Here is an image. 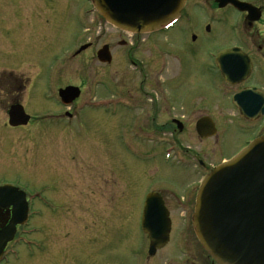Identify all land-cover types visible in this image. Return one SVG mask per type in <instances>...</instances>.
<instances>
[{"label": "rangeland", "instance_id": "1", "mask_svg": "<svg viewBox=\"0 0 264 264\" xmlns=\"http://www.w3.org/2000/svg\"><path fill=\"white\" fill-rule=\"evenodd\" d=\"M85 1L0 0V184L9 182L18 184L28 193L39 192L49 203L47 208L42 204L43 207L34 205L42 214L32 216L28 227L19 229L26 232L19 236L20 239L41 241L44 251L28 259L23 255L16 264H67L70 257L78 264H144L145 255L138 251L146 246L139 230L140 212L146 196L152 192L161 193L167 199L172 195H186L189 186L197 184L209 170L183 167L176 162L179 158L176 147L163 141L158 145L124 149L120 145L121 129L126 127L122 124L123 114L110 117L106 103L103 108L82 111L78 122H73L70 127L65 123L57 126L39 123V114L56 110L53 99L47 98V103L44 99V95L50 97L53 94L44 83L34 89L28 88L23 94L28 100L25 107H29L27 111L32 114L33 122L25 127L7 126L5 109L9 104L6 101L17 99L11 74L21 73L30 79L35 75V65H40L41 75L54 59L65 62L56 77L58 89L69 81L75 84L82 81L81 95L86 97L93 95L91 90L95 97L105 98L113 90L114 95H119L126 89L134 92L135 97L140 96L137 75L125 83L124 73L131 70L123 58L126 48L118 46L120 41L126 40L124 34L97 17L85 19L82 25L75 21L74 11L79 7L85 9ZM220 14L234 21L233 13ZM232 21L225 27L214 26L208 35L204 20L194 13L189 18L188 28L175 36L180 37V43L162 49L171 57L185 54L181 49L194 53L192 60H183L179 76L176 74L171 89H168V96L177 107L186 105L188 96L189 99L200 96L210 103L212 117L219 112L223 116L230 113L229 108L227 114L223 113L225 101L215 72L199 68L197 63L206 58L213 64L209 54L230 44V29L236 26ZM190 31L197 36L194 42ZM161 40L165 42L167 38L162 36ZM149 42L140 43L142 49L138 50L137 56L145 52ZM85 43H92L93 48L71 58L70 53ZM105 44L112 47L113 60L108 66L95 59V51ZM101 81L104 86H94ZM131 115L138 119L136 126L142 122L147 130H154V123L141 110ZM170 116L169 113L167 119ZM165 122L166 119H162L158 123L163 125ZM220 122V119L214 120L217 126ZM168 132L162 133L161 137L176 138L181 147L197 153L211 169L219 166L221 160L234 156L237 145L249 136V131H236L231 134L233 139L224 140L220 146L213 142L200 144L194 133L191 137L180 133L169 135ZM168 207L172 209L170 203ZM173 213V220L179 218ZM177 223L173 225H176L173 237L176 229L181 228L180 222ZM36 228L41 232L28 236L27 232ZM189 233L188 230L184 235ZM173 246L172 241L158 253L161 260L172 253L179 256ZM139 257L142 262L137 261ZM149 262L147 264L154 261Z\"/></svg>", "mask_w": 264, "mask_h": 264}, {"label": "flooded vegetation", "instance_id": "2", "mask_svg": "<svg viewBox=\"0 0 264 264\" xmlns=\"http://www.w3.org/2000/svg\"><path fill=\"white\" fill-rule=\"evenodd\" d=\"M236 1L245 3L254 8V10L251 13L246 11L241 12L230 4L219 7L216 0H185L184 6L180 11L177 20L170 26L162 28L160 31L140 35L121 31L126 40L120 41L118 46L126 48L123 53V58L131 70V72L126 71L124 73L125 83L131 82L132 77L137 75V89L140 93L139 97H135L136 94L134 92L131 93L129 89L124 90V88V91L121 90V93L123 94L119 95H114L115 91L112 89L113 92L110 96L97 98L94 96V91L91 90L93 95L86 97V95H81L84 86L82 81L78 84L69 81L70 83L64 84V87L60 89L70 86L77 88L78 86L77 89L80 94L77 98L66 103L60 98L58 94L60 89H58V86L56 87L57 74L59 72L60 75L59 70L63 68L62 66L65 62L63 59H54L55 61L51 63L46 72L41 73V75L40 65H35V75L32 78L30 77V79L21 73L11 74L15 83V89L13 92L17 99H7L6 103L9 105L5 109V113L6 115L8 114L11 106L20 105L24 113L28 115L29 120L26 125L18 127H25L33 122L31 121L32 114L27 111L29 107H25L28 100L26 99V95L23 94L28 88L31 87L34 89L39 83H44L46 88L53 90V94L50 95V97L44 95V99L46 103L48 102L47 98L53 99L54 102L52 105L56 110H47L44 111L43 114L37 112L39 114L37 117L39 123H45V125L49 124L52 126L65 123L67 127H70L73 122H78L79 114H81L82 111L103 108L106 103L110 117L123 114L124 121L122 124L126 127L121 129L122 137L120 145L124 147V149L145 146L144 144L158 145L163 141L171 147H176V150L178 151L177 156L179 157L176 160L177 163L181 164L183 167L193 166L195 168L199 167L202 170L209 169L207 171V173H209L211 168L202 162L203 160L198 157L197 153H191L188 148L181 147L176 138L170 137L165 139L161 137V135L167 131H169V135L180 133L194 137L195 134V138L197 137L196 139H198L200 144L213 142L215 145L222 146L224 140L226 141L230 138L233 139L234 135L231 136L232 133L236 131H249L248 138L244 140L241 145H237V148L233 151L234 153H239L244 150L257 138L264 137V0ZM85 2V9L81 10V7H79L80 9H75V21H78L81 23L80 25H82L85 19L87 20L91 16L97 17L102 21L103 18L95 11L92 0H86ZM77 12H79V14H77ZM222 12L233 13L235 16L234 21L229 20L226 15H221L220 13ZM194 13H197L204 20L205 34L208 35L216 25L225 27L230 21L236 23V26L230 29L232 30L229 33L230 44L226 45L218 52L209 54L210 59H213L214 63L210 64V61L206 58H202L201 61L197 63V67L199 68L205 69L210 73L214 71V74L220 80L219 86L223 94L222 99L225 101V111H223V113L227 114L226 110L229 108L228 110H230V113L227 114L228 117L223 116L220 112L217 116L212 117L210 115V103H208L203 97L196 96L195 100V98L189 99L190 97L188 96L185 98L186 105L183 103V105L177 107L171 99V96H168V89H171L176 74L179 76L178 72L180 66H182L183 60H192L191 56H194V53L186 49H181L185 54L181 53L179 56L175 54L174 57H171L166 54L165 51H162V49L166 46H175L180 43V37L175 38V36L178 35L177 32H182V30L188 28L189 18L192 17V14ZM176 28L178 29L176 30ZM162 36L167 38L165 42L161 40ZM190 36L192 37L193 42L197 40L196 34L192 33V31H190ZM155 37H158L156 38V42ZM148 40H150V42L144 49L145 52H143L142 55L137 56V54H139L138 50L142 49L140 48V43ZM151 44H154V47H152ZM86 45L87 47L84 50L76 53L79 48ZM104 46H107L110 54L111 60L108 64L100 63L96 58V53ZM91 48H93L92 43L80 45L72 52L71 58H74L80 55L83 51ZM223 53H230L226 55L224 65L230 64L232 66L231 69L225 70L224 72L220 70L217 63L218 56ZM95 59L101 65H110L113 60L111 45L105 44L98 48L95 51ZM177 67H179L178 70L176 69ZM189 73L191 76V72ZM98 85L104 86L103 81L96 83L94 86ZM236 96L238 97L236 101H234ZM24 97L25 101L23 102ZM105 99L106 101H104ZM21 101L25 103V105L23 103L21 104ZM101 103H104V105L100 106L99 104ZM139 110L144 112V116L154 123L152 126L154 130H147L142 122L136 126L137 123H135V121L138 119L134 118L131 113ZM169 113L171 116L167 119ZM146 117L143 118L145 119ZM162 119H166V122L163 125L158 123ZM215 119H220L221 121L218 126L214 123ZM129 120H131V123L134 122L133 125L131 123L129 124ZM204 120H210L214 126V133L212 132L213 135L211 137L202 139L197 135V127H199L205 134L212 131L204 126ZM197 124L199 125L197 126ZM7 126L9 128H18L10 127L8 123ZM224 161L226 160L223 159L220 163ZM4 184L14 185L25 193L29 217L42 214L41 210L35 208L34 205L42 204L46 208L49 206L48 201L43 198L39 192L28 193L18 184L16 185L9 182L1 183L0 185ZM197 188L198 185L193 183L189 186V191L186 195L180 197L172 195L171 199L164 198L161 193L152 192L158 195L162 201L163 211L161 212L166 214L169 222L168 239L162 248L156 249L152 255H149L148 250L150 242L147 235L141 230L142 208L139 217V230L143 236L142 241L146 246L143 250L140 249L138 251L142 254L144 253V262H142V258L140 257L137 261L144 264L151 263L149 261H154L152 264H216L200 246L194 234L192 217L194 213ZM169 203L171 204L172 209L168 207ZM161 212L159 211L158 213ZM173 212H175L179 218L177 217L173 220ZM10 216L11 207L4 209L0 208V227H3L8 222ZM178 221L181 224V228L176 229L175 236L173 237V227L176 226L173 225L178 224ZM28 224L29 223L17 227V234L19 232L18 237L23 233L26 234V232L19 229L28 227ZM188 230L190 233L189 235L187 234L188 236H185L184 234H186ZM39 232H41V229L36 228L32 232H27V234L28 236L33 237ZM17 234L15 239L7 245L0 264H16L20 262L23 255L25 257L27 256L26 258L28 259L34 257L35 253L44 251V246L41 241L34 238L25 241L20 239V237L18 238ZM190 234L192 235V239H190ZM172 241L174 251L179 256H173L172 253L168 256H164V261L161 260V256H158V253L171 244ZM67 264H78V261H73L70 257ZM135 264H139V262H135Z\"/></svg>", "mask_w": 264, "mask_h": 264}, {"label": "water", "instance_id": "3", "mask_svg": "<svg viewBox=\"0 0 264 264\" xmlns=\"http://www.w3.org/2000/svg\"><path fill=\"white\" fill-rule=\"evenodd\" d=\"M216 2L219 7L230 4L242 12L254 10L236 0ZM92 3L107 24L122 32L140 35L156 32L174 21L185 0H92ZM228 54L217 58L223 72L232 68L230 64L224 65ZM96 58L100 63H110L107 46L96 53ZM58 94L67 103L77 98L79 91L70 86L60 89ZM7 116L10 127L26 125L29 120L20 105L11 106ZM203 123L212 131L205 134L197 127V135L202 139L211 137L213 124L210 120ZM8 207H11V216L0 227V260L15 236L16 227L26 223L28 212L24 194L14 187L3 186L0 187V208ZM159 211H163L162 201L150 193L145 199L141 222V229L150 242L149 255L162 248L168 239L169 222L166 214ZM192 226L199 244L216 264H264V137L203 179L195 198Z\"/></svg>", "mask_w": 264, "mask_h": 264}]
</instances>
